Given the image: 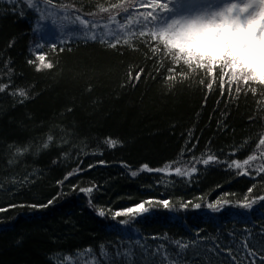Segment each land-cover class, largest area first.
<instances>
[{
    "label": "trees",
    "instance_id": "trees-1",
    "mask_svg": "<svg viewBox=\"0 0 264 264\" xmlns=\"http://www.w3.org/2000/svg\"><path fill=\"white\" fill-rule=\"evenodd\" d=\"M186 2L0 0V264H262L264 85L163 44Z\"/></svg>",
    "mask_w": 264,
    "mask_h": 264
},
{
    "label": "snow or ice",
    "instance_id": "snow-or-ice-1",
    "mask_svg": "<svg viewBox=\"0 0 264 264\" xmlns=\"http://www.w3.org/2000/svg\"><path fill=\"white\" fill-rule=\"evenodd\" d=\"M19 2V0H17ZM156 5H160L161 7H167L166 4L160 3V0H154V3L151 4V7H155ZM259 14V13H258ZM255 17L241 19V18H232L230 16H224L220 21L210 20L206 22H193L187 25L184 28L179 29L177 32L174 33H162L159 39L163 42V44L170 50L175 51L178 53L177 58H183L187 62V57L184 56L182 52H180L179 48L174 47L172 41L179 39L182 35H186L188 40V46L194 49L198 53L205 54L209 57H215V64H213V69L219 65L221 66L222 71L224 69L227 70L228 80L230 82L229 87H231V83H239L243 81L244 84H249L250 82H256L261 85H264V47L260 46V43L257 44V40L261 41L264 40V37L261 36V32L264 31V26L256 27V26H249L251 24V20H254ZM55 23V21H51ZM90 21L88 19H83L80 21L79 25L69 24V25H60V31H65L66 29L71 28H82L83 30L87 31L88 25ZM238 24L240 27L233 29L231 24ZM43 23H41V27ZM95 27V25H93ZM113 36L116 35L115 30L111 34ZM155 35V34H154ZM101 39L104 38L105 33L103 31L94 34L91 39L96 40L97 37ZM114 46V45H113ZM36 50L38 52H42V49L37 47ZM40 61L39 65L36 66L37 71H41L43 69H52V63L45 62V56L40 54L36 57ZM28 63H33L31 60ZM233 63L236 64L235 70L233 69ZM212 73V72H210ZM139 73L137 74L136 79H139ZM5 86H0V91L4 90ZM208 88L211 89L212 85L209 83ZM221 94L223 95V77H221ZM19 95L27 99L26 93L23 90L19 91ZM23 102V101H21ZM49 140L52 139L51 136L48 137ZM109 147H115L117 145V141L111 138L107 141ZM264 145V138L259 140V146ZM48 145L45 144L44 147ZM19 151V149L17 150ZM181 155H184L182 153ZM255 159L253 156H248L242 163L240 161H233V164L238 169H243L244 165H247L249 161ZM216 157L209 155L207 159L203 160V164L205 166L209 165L210 163H215ZM103 163V162H101ZM92 167V166H90ZM231 167V165H230ZM144 170L149 171H158L161 174L166 175H177V176H185L190 175L191 173L182 172L179 167H176L173 171H169V165H165L164 167L152 170L149 168V165L144 164L142 166ZM196 168L193 167L191 172L194 173ZM264 172V169L261 170ZM79 174L76 171L69 172L67 176L64 178L65 181L70 179L73 175ZM138 173L136 171L131 172V176L135 177ZM81 192L89 193L93 191L92 188L80 189ZM252 189H249L251 192ZM259 200H264V197H259ZM53 203L52 200H49L46 205H31L34 209H40L47 207ZM190 203V202H189ZM253 203H247L242 205L245 209H252ZM147 205L158 204L163 207V209L172 210L170 208V201L165 200H157L154 201L153 199H149L147 201H143L139 204H136L134 208H127L122 211H117L115 213L116 216L120 215H133L134 217L137 216H144L149 214L153 209L151 207H146ZM184 207V206H182ZM201 205H195V208H200ZM211 207V206H209ZM99 216L104 217V212H99ZM181 247H186L181 245ZM219 247V246H218ZM246 247V245H245ZM229 255H231L229 253ZM249 255L254 256V253H249ZM234 259V258H233ZM261 262L264 264V257H261ZM254 264V262H253Z\"/></svg>",
    "mask_w": 264,
    "mask_h": 264
},
{
    "label": "rangeland",
    "instance_id": "rangeland-1",
    "mask_svg": "<svg viewBox=\"0 0 264 264\" xmlns=\"http://www.w3.org/2000/svg\"><path fill=\"white\" fill-rule=\"evenodd\" d=\"M188 6L176 20L166 26V30L173 29L177 32L179 29L186 27L193 22H206L210 20L220 21L224 16L232 18H251V26H264V16H260V12L264 9V0H187ZM259 13V14H258ZM233 29L240 27L238 24H231ZM264 37V31L261 32ZM179 44L188 45L186 35H182L175 40ZM260 41L257 40V44ZM194 50V49H193Z\"/></svg>",
    "mask_w": 264,
    "mask_h": 264
},
{
    "label": "clouds",
    "instance_id": "clouds-1",
    "mask_svg": "<svg viewBox=\"0 0 264 264\" xmlns=\"http://www.w3.org/2000/svg\"><path fill=\"white\" fill-rule=\"evenodd\" d=\"M260 16H264V9L261 10V12H260ZM260 46H261V47H264V40H261V41H260Z\"/></svg>",
    "mask_w": 264,
    "mask_h": 264
}]
</instances>
